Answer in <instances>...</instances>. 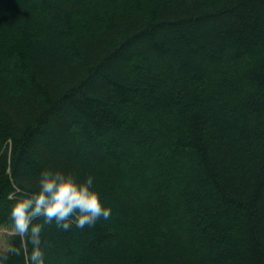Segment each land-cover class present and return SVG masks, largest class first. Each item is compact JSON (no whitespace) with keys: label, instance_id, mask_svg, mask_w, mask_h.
<instances>
[{"label":"trees","instance_id":"1","mask_svg":"<svg viewBox=\"0 0 264 264\" xmlns=\"http://www.w3.org/2000/svg\"><path fill=\"white\" fill-rule=\"evenodd\" d=\"M48 166L112 215L47 264H264V0H0V226Z\"/></svg>","mask_w":264,"mask_h":264},{"label":"clouds","instance_id":"2","mask_svg":"<svg viewBox=\"0 0 264 264\" xmlns=\"http://www.w3.org/2000/svg\"><path fill=\"white\" fill-rule=\"evenodd\" d=\"M37 188L31 194L17 199L10 210L14 229L21 236L28 235L31 251L26 264H47L42 247V230L53 221L68 230L75 224L83 228L92 226L98 219H108L112 208L106 204L101 192L94 186V176L81 179L70 170L45 167L39 174ZM42 218V219H41ZM39 220V222H35ZM11 248V253H19ZM7 255L0 256V264H6Z\"/></svg>","mask_w":264,"mask_h":264},{"label":"rangeland","instance_id":"3","mask_svg":"<svg viewBox=\"0 0 264 264\" xmlns=\"http://www.w3.org/2000/svg\"><path fill=\"white\" fill-rule=\"evenodd\" d=\"M13 232H15L13 228L0 226V247H6L8 245V235Z\"/></svg>","mask_w":264,"mask_h":264}]
</instances>
